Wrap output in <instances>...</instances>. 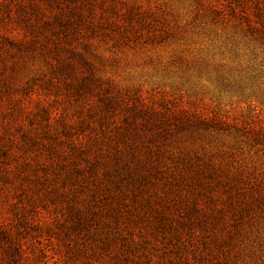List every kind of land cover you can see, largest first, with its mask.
Wrapping results in <instances>:
<instances>
[{
  "label": "rangeland",
  "instance_id": "obj_1",
  "mask_svg": "<svg viewBox=\"0 0 264 264\" xmlns=\"http://www.w3.org/2000/svg\"><path fill=\"white\" fill-rule=\"evenodd\" d=\"M260 2L0 0V264H264Z\"/></svg>",
  "mask_w": 264,
  "mask_h": 264
},
{
  "label": "trees",
  "instance_id": "obj_2",
  "mask_svg": "<svg viewBox=\"0 0 264 264\" xmlns=\"http://www.w3.org/2000/svg\"><path fill=\"white\" fill-rule=\"evenodd\" d=\"M248 33L254 38L260 40L264 43V0H261L259 4L254 5V16L252 24L247 25ZM236 182V181H235ZM248 183V181H247ZM239 188V187H238ZM248 191L254 194H260V186L259 184H251L248 186ZM260 196V195H259ZM255 198V197H253ZM258 202V199H255ZM8 257L10 258L11 264H31L29 260H25L19 254L18 248H13V250H9L6 252Z\"/></svg>",
  "mask_w": 264,
  "mask_h": 264
}]
</instances>
